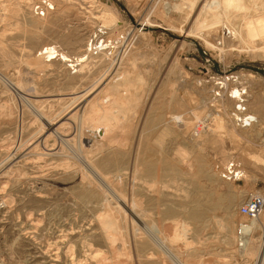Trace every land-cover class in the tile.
Instances as JSON below:
<instances>
[{
  "label": "rangeland",
  "instance_id": "1",
  "mask_svg": "<svg viewBox=\"0 0 264 264\" xmlns=\"http://www.w3.org/2000/svg\"><path fill=\"white\" fill-rule=\"evenodd\" d=\"M220 1L0 0V39L3 42H0V74L13 83L18 80L27 84L35 82L42 96L46 94L40 109L43 113L46 111L47 119L65 105L68 108L70 98L63 96L68 89V79L81 72L79 65L72 69L69 63L63 64L59 52L79 55L86 49V43L92 42L98 47L102 42L106 46L105 64L94 69L89 79L98 77L99 70H105L102 77H106L105 81L119 75L130 78L131 82L125 83L128 86L120 90L124 100L126 96L132 97V100L121 102L116 113L106 118L105 110L96 113L101 108L96 110L92 106L88 114L94 122H101L97 130L95 123L89 127L90 121L78 125V117L75 118L77 128H63L66 138L74 143L77 141V149H85V156L95 169L105 178L109 176L106 179L108 193L102 182L97 179L94 182L95 176L87 173L92 176L89 183L84 166L64 141L53 143L50 134L46 133L48 142L33 144L34 133L38 134L46 127L44 120H36L25 109L21 113L20 97L15 90L7 91L0 80V105H8L9 99L16 110L9 119L0 118V200H7L0 208V264H70V258H84L88 243L100 251L103 248L100 256L108 258V264L112 261V264H177L153 243L151 237L158 228L180 264L258 263V260L254 262L239 254L238 245L230 237L226 238L228 233L221 227V221H232L234 232L239 222L248 220L238 213V206L249 194L264 193V154L259 158L257 155L258 151L264 153V124L240 128L223 116L222 109L224 106L230 115L235 105L229 99L230 90L244 88L245 97L249 99L246 103L249 112L254 114L256 111L264 116V108L263 113H259V108L250 106L251 98L256 95L260 106L264 107V39L258 37L257 23L235 24L239 20L225 17L222 4L234 5L240 0ZM256 1L261 3V0ZM212 3L216 6L215 13L209 5ZM102 10L110 13L109 19H96ZM222 30L223 35L227 31L229 35L220 37ZM219 39L221 45L217 44ZM46 48H57L59 55H51L50 59L41 55L45 62L43 70L37 71L24 62L36 60L38 53ZM74 70L76 72L72 73ZM88 81L74 85L76 90L82 91L74 102L76 116L93 100L86 94L91 82ZM209 112L222 119L227 128L234 129L239 136L231 138L221 131L215 133L216 143L203 146L211 133ZM102 117L107 123L106 129L99 120ZM208 121L199 136L190 135L195 127ZM78 134L92 138L91 144L83 148ZM113 137L119 139L120 146L117 143L106 146L108 138ZM22 146L26 148L22 149ZM230 161L242 167L243 176L238 180L222 177L223 169ZM99 162L103 164L100 166ZM80 174H84L83 177ZM103 189L109 196L107 201L102 198ZM116 192L126 202L123 210L113 208L119 202ZM133 200L135 207H131ZM104 203L111 205L110 208L113 206V215L119 220L118 228L123 241L129 245L131 259L123 258L125 255L113 258L119 240L112 249L114 254L109 250L100 221L96 220L99 213L105 212ZM133 208L137 221L131 216ZM193 212H199L200 218H194ZM185 226L188 227L186 233ZM136 232L137 235L133 234ZM259 239L264 240L262 229L255 233V248L262 242ZM148 252L152 257V254L157 256L148 259Z\"/></svg>",
  "mask_w": 264,
  "mask_h": 264
},
{
  "label": "bare ground",
  "instance_id": "2",
  "mask_svg": "<svg viewBox=\"0 0 264 264\" xmlns=\"http://www.w3.org/2000/svg\"><path fill=\"white\" fill-rule=\"evenodd\" d=\"M220 1V0H219ZM225 1V0H224ZM238 1V0H237ZM249 3H247V2ZM222 2V0L220 1V3ZM216 3V2H215ZM259 4V5H258ZM257 4V1L256 0H240L238 3H235L234 5H232V4H230V3H226V2H224L223 4H222V6H223V11H224V15H225V17L228 19V20H239V21H237L235 24H238V23H241V22H245V23H257V27H258V30H256V31H258V37L260 38H262V39H264V0H261V3H258ZM7 5V4H6ZM10 5V4H9ZM210 5V8H212L213 9V11L215 10L214 8L216 7L215 6V4H209ZM215 6V7H214ZM5 7V6H4ZM3 7V8H4ZM6 8V7H5ZM2 9V8H1ZM11 11V10H10ZM214 13H215V11H214ZM1 14V13H0ZM93 15V14H92ZM262 16V17H261ZM93 17H95V16H93ZM109 17H110V13L108 12V11H106V10H102V11H100V14L98 15L97 14V18L96 19H102V21H104V20H107V19H109ZM261 17V18H260ZM110 19H112V16H111V18ZM114 19V18H113ZM261 19V20H260ZM260 20V21H259ZM109 21V20H108ZM227 21V20H226ZM259 21V22H258ZM105 23V22H104ZM108 24V23H107ZM258 24H260V27L258 26ZM242 30V29H241ZM245 30V29H244ZM248 30V29H247ZM2 31V30H1ZM246 31V30H245ZM2 33V32H1ZM234 33V32H233ZM248 35H249V33H247ZM1 36H2V34H0ZM252 35V34H251ZM244 38H246V37H244ZM249 38V37H248ZM64 39H66V38H64ZM68 39V38H67ZM66 39V40H67ZM247 39V38H246ZM251 39V38H250ZM63 40V39H62ZM90 41V40H89ZM0 42H2L1 41V39H0ZM248 42V41H247ZM3 43V42H2ZM1 43V44H2ZM245 44H247L246 42H244ZM251 44V43H250ZM88 46V47H87ZM247 46H248V44H247ZM49 47H51L50 45H49ZM49 47H47V48H49ZM84 47H86V49L84 50V52L82 53L81 51V54H79V55H74V56H70V55H68V54H62V53H60L59 52V54H61L60 56H61V59H62V62H63V64H66V63H69L68 64V66H71L72 67V69H74V66H76L77 67V65H79V66H81V72H79V74H76V75H71V77H69V83L67 84V86H68V89H67V91L63 94V96H67L68 98H70L69 100H70V102H69V106H68V108H67V106L65 105L64 107H62L61 108V110L57 113V114H55L51 119H47V117L44 115V113L46 112H44L43 113V111L40 109V103L42 102V100H43V96H46V94L45 95H43L42 96V93L40 92V89H39V87H38V85L35 83V82H31L30 84L28 83H25V82H21V80H18V82L17 83H13V82H11V81H9V80H5V78H3V75H1L0 74V80H2V83L4 84V88L6 87L8 90L7 91H10V90H15L14 92L15 93H17V95L20 97V100H21V113L24 111V109L25 110H27L30 114H32L33 115V117L36 119V120H38V121H40V119L43 121V126L45 125L46 127H45V129L43 128V130L42 131H40L38 134L37 133H34V134H36L34 137H33V140H34V142H33V144H35V143H39L40 141L42 142V144L45 142H48L47 141V137H49L50 136V138H52L53 140H54V142L53 143H55L56 142V144L57 143H59V141H64L65 143H66V145L68 146V148H70L71 150H72V152H73V154L75 155V158L77 159V161H79L80 163H81V166L83 165L84 166V168H83V170L84 171H86V173H84L85 174V177H87V179L89 180V183H91V180H90V178L94 175L95 176V179H93V181L95 182V180L97 179L98 181H100V182H102L103 183V185L102 186H104V188H105V190L107 191V189L109 190V185H108V183H106L107 181H106V179H108V177L107 178H105V176H103V175H101L96 169H95V167L92 165V163L87 159V154L83 151V150H85V149H83V150H81L80 148H78L77 149V147L75 146L76 144V142L74 143L70 138H66V137H68L66 134H64L63 133V128H65L64 126H67L68 128H70V129H74V128H77L76 126H75V118L76 117H78V125H82V123H85V122H89L90 121V123H89V127L91 128V126L93 127V125L92 124H94L95 123V128H96V130L98 129V127L99 126H101L100 124H101V122L100 121H98V122H94L93 121V119L90 117V115L88 114V110L90 109V108H92V106L93 107H96V110L97 109H99V108H101L100 110H98V111H96V113L98 112H100L101 113V111H103V110H105V112L103 113L104 114V117L106 118V117H108L109 115H112V114H114V113H116V111H115V109L117 110V108H119L118 107V105L122 102V103H124V101L125 102H127V101H129V100H132V97L131 96H126V98H125V100L123 99V94L124 93H121V90H120V88L121 87H126V86H128L127 84L125 85V83L127 82V83H130L131 82V79L130 78H126L125 76H122V75H119V76H117L118 78H116V79H114V80H111V81H105V78H102L103 77V74H105V70H99V75H97L98 77H96L95 79H89L90 78V76H91V74L93 73V70L95 69H97V67L98 66H101V64L102 63H104V58H105V56H106V52L104 51V48L106 47L105 45H103V43L101 42L100 44H99V46L97 47V46H95L92 42L91 43H86V46H84ZM251 47V46H250ZM46 48V50H44L43 52H39L38 53V55H39V57L37 56V59L36 60H27V61H24L28 66H32L33 68H35L37 71H41V70H43L42 69V67L43 66H45L44 65V61H43V57H48L49 59L51 58L50 56L51 55H59L58 54V52H57V48L56 49H54V50H52V49H47ZM3 49V48H2ZM43 49V48H42ZM42 51V50H41ZM95 51V52H94ZM93 54H95V55H93ZM41 55H43V57H41ZM108 59V58H107ZM23 62V63H24ZM48 63H49V61H48ZM105 64V63H104ZM26 65V66H27ZM47 65V64H46ZM67 66V65H66ZM75 67V68H76ZM104 67V66H103ZM47 69V68H46ZM107 70V69H106ZM70 71V70H69ZM76 72V70H74L72 73H75ZM3 74V73H2ZM68 74H70V73H68ZM115 74V73H114ZM248 75H252L251 73H248ZM65 79H66V77H64ZM112 78H114V77H112ZM8 79V78H7ZM11 79V78H10ZM87 80H89L88 82H90V84H88V86L87 87H89V90H88V92L86 93V94H88V96L89 97H93V100H91L89 103H88V105H87V108L86 109H84L83 111H80L81 113L80 114H78L79 116H76V114H75V106H74V102H76V100H78L77 98H78V96H79V94H81V92L82 91H79V90H76V88L74 87V85L76 84V83H79V82H82V84H84L83 82H87ZM38 82V81H37ZM220 84V83H219ZM77 85V84H76ZM78 86H81V84L80 85H78ZM84 89V86H83V88H82V90ZM245 92V90H244V88H235V87H233L230 91H231V93H230V96H232V98L230 97L229 99H231V101L233 102V103H235L236 104V98H238V97H240V94H241V91L242 90ZM45 91V90H44ZM127 95H128V93H126ZM59 95V94H58ZM62 96V95H61ZM48 97V96H47ZM58 97V96H57ZM60 97V96H59ZM234 97V98H233ZM46 98V97H45ZM248 98V97H247ZM47 99V98H46ZM83 99V98H82ZM207 99V98H206ZM58 100V99H57ZM65 100V99H64ZM245 100H246V103L248 104L249 103V99H246V97H245ZM7 101H8V105H5V103L4 104H2V105H0V118L1 119H4V120H7V119H9L10 117H11V115L14 113V110H15V104H12L11 103V101H9V99H7ZM45 101V100H44ZM53 101H55V100H53ZM88 101H89V99H88ZM225 101V100H224ZM78 102V101H77ZM117 102V103H116ZM144 102V101H143ZM220 102H221V100H220ZM47 104H48V102H46ZM65 103V102H64ZM79 103V102H78ZM83 103V102H82ZM7 104V103H6ZM86 104V103H85ZM127 104H129V103H127ZM130 104H132V103H130ZM79 106V105H78ZM215 106V105H214ZM221 106V105H220ZM235 106V105H234ZM250 106L252 107V106H254V109H258L259 108V113H263V112H261V111H263V108L264 107H262V106H260V100L257 98V96L255 95V96H253L252 98H251V101H250ZM250 106H248L249 107V109H250ZM79 107H81V103H80V106ZM83 107V106H82ZM217 107V106H216ZM77 108V107H76ZM85 108V107H84ZM218 108H220V107H218ZM54 109V108H53ZM217 109V108H216ZM44 110V109H43ZM78 110V109H77ZM223 116L224 117H226L228 120H229V122L233 125V124H235L234 123V120H233V116H232V111L230 112V115H229V111L223 106ZM16 111V110H15ZM251 111H253L252 109H251ZM47 113H49V112H47ZM204 113V112H203ZM253 115H255V119H256V121H255V123H256V126H262L261 124H264V116H263V114H257V112L256 111H253ZM194 114V113H193ZM197 114L198 113H196L195 115L197 116ZM213 113L212 112H209L208 114H207V117H208V119H209V121H210V137L209 138H207L205 141H203V146L204 145H207V144H211V143H214L215 142V140L217 141V138H215L216 136V134L215 133H218V132H221V131H224L227 135H229V137H231V138H233V137H237V136H239L238 135V133H237V131H235L234 129H229V128H227V125H226V123H224L223 121H222V119H219L217 116H213L212 115ZM47 115V114H46ZM49 115V114H48ZM53 115V114H52ZM51 115V116H52ZM73 115V116H72ZM14 116V115H13ZM195 116V118H197ZM97 117V116H96ZM104 117H102V118H100L99 120H102V124H103V126H105L104 128L106 129L107 128V123L105 124L104 123V121H103V119L105 120V118ZM230 117H231V119H230ZM21 118V117H20ZM72 118V119H71ZM14 119V118H13ZM31 119H32V117H31ZM35 119L33 120V121H35ZM77 119V118H76ZM98 119V118H97ZM198 119V118H197ZM232 120V121H231ZM20 121V120H19ZM202 121V120H201ZM209 121L207 122V123H204L203 125H200V127L199 128H194V131L192 130V132H191V136H193V137H197V136H199L200 134H201V132H203L205 129H206V126H207V124L209 123ZM228 122V121H227ZM233 122V123H232ZM41 123V122H40ZM189 123H190V121H189ZM21 124V123H20ZM80 125V126H81ZM80 126H78L79 127V130L81 129L80 128ZM236 126V125H235ZM40 127V126H39ZM16 128H17V126H16ZM38 128V127H37ZM41 128V127H40ZM39 128V129H40ZM83 128V127H82ZM87 128V127H86ZM90 128H89V130H90ZM17 130V129H16ZM39 131V130H38ZM69 131V130H68ZM87 132V131H86ZM46 133H49L50 135L48 136ZM89 133V132H88ZM87 133V134H88ZM141 134V133H140ZM179 134V133H178ZM16 135V134H15ZM69 135V134H68ZM71 135H74V134H72L71 133ZM79 135V134H78ZM91 135V134H90ZM70 136V135H69ZM75 136V135H74ZM139 136V135H138ZM76 137V136H75ZM75 137H73V138H75ZM179 137V136H178ZM190 137V136H189ZM72 138V139H73ZM139 138V137H138ZM29 139V138H28ZM27 139V140H28ZM79 139L80 140H78L80 143H81V145L83 146V148L84 147H88L91 143L90 142H92V138H89V137H83L82 136V134H80L79 135ZM26 140V141H27ZM33 140H30V141H33ZM75 140H77V138L75 139ZM29 142V141H28ZM40 142V143H41ZM79 142H78V145H79ZM239 142V141H238ZM26 143V142H25ZM30 143H32V142H30ZM61 143V142H60ZM105 143H107L106 144V146L108 145V144H114V143H117V144H119V146L121 145V143L119 142V139L118 138H116V137H113V138H108V141L107 142H105ZM138 143V142H137ZM164 143V142H163ZM216 143V142H215ZM29 144V143H28ZM28 144H26V146H28ZM62 144V143H61ZM61 144H59V145H61ZM18 145V144H17ZM32 145V144H31ZM30 145V146H31ZM103 145V144H102ZM133 145V144H132ZM198 145V144H197ZM21 146V145H20ZM33 146V145H32ZM55 146V145H54ZM62 146V145H61ZM118 146V145H117ZM64 147H65V145H64ZM136 147V146H135ZM24 148H26L25 146H22V149H24ZM28 148H29V146H28ZM43 148V147H42ZM111 148V147H110ZM114 148V147H113ZM162 148V147H161ZM11 149V148H10ZM44 149V148H43ZM42 149V150H43ZM59 149V148H58ZM106 149H107V147H106ZM116 149V148H115ZM118 149V148H117ZM12 150V149H11ZM10 150V151H11ZM13 150H16L15 148H13ZM28 150V149H27ZM68 150V149H67ZM92 150H95L94 148H92ZM103 150V149H102ZM160 150V149H159ZM26 151V150H25ZM45 151V150H44ZM55 151V150H54ZM57 151V150H56ZM68 151H70V150H68ZM87 151V150H86ZM138 151V150H137ZM67 152V151H66ZM71 152V151H70ZM84 152V153H83ZM99 152H102V151H99ZM161 152V151H160ZM163 152V151H162ZM35 153V152H34ZM49 153V152H48ZM108 153V152H107ZM114 153V152H113ZM135 153V152H134ZM18 154H19V152H18ZM23 154V153H22ZM63 154V153H62ZM72 154V153H71ZM85 154H86V156H85ZM93 154H94V152H93ZM162 154V153H161ZM263 154L264 153H262L261 151H258L257 152V155H258V158L261 156H263ZM24 155V154H23ZM59 155H61V150H60V154ZM64 155H66V154H64ZM69 155V154H68ZM101 155V154H100ZM38 156V155H37ZM43 156V155H42ZM71 156V155H70ZM97 156V155H96ZM62 157H63V155H62ZM101 157V156H100ZM103 157V156H102ZM133 157H134V155H133ZM12 158V157H11ZM37 158H39V157H37ZM73 158V157H72ZM75 158H74V160H75ZM109 158V157H108ZM254 158V157H253ZM62 159V158H61ZM92 159V158H91ZM103 159H105V158H103ZM151 159V158H150ZM63 160V159H62ZM67 160V159H66ZM72 160V159H71ZM95 160V159H94ZM112 160V159H111ZM65 161V160H64ZM73 161V160H72ZM76 161V162H77ZM101 161V160H100ZM105 161H107V160H105ZM105 161H102V162H105ZM109 161V160H108ZM149 161V160H148ZM184 161V160H183ZM66 162H68V161H66ZM70 162V161H69ZM95 162V161H94ZM97 162V161H96ZM101 162V163H102ZM141 162V161H140ZM70 163H72V162H70ZM100 163V162H99ZM101 163H100V166H101ZM108 163V162H107ZM59 164H61V168L63 169V165H62V163H60L59 162ZM103 164V163H102ZM109 164V163H108ZM107 164V165H108ZM228 164V163H227ZM227 164H226V166H225V168L223 169V170H225L226 169V167H227ZM69 165H71V164H69ZM69 165H65V166H69ZM73 165V164H72ZM97 165V164H96ZM99 165V164H98ZM106 165V166H107ZM132 165V164H131ZM240 165V164H239ZM74 166H75V164H74ZM78 167H79V164L77 165ZM241 166V165H240ZM73 167V166H72ZM140 167V166H139ZM71 168V167H70ZM77 168V167H76ZM81 168V167H80ZM79 168V169H80ZM101 168V167H100ZM103 168V167H102ZM131 168H133V167H131ZM242 168V167H241ZM65 169V168H64ZM68 169H69V167H68ZM82 169V168H81ZM80 169V170H81ZM80 170H78L79 172H80ZM108 170V169H107ZM146 170V169H145ZM147 170H148V168H147ZM76 172H78L77 170H75ZM83 171V172H84ZM102 171V170H101ZM111 171V170H110ZM130 171V170H129ZM129 171H128V173H129ZM68 172H69V170H68ZM127 172V171H126ZM242 172H243V170H242ZM67 173V172H66ZM73 173V172H72ZM81 173V172H80ZM87 173H89L90 175H92V176H88L87 175ZM111 173H112V171H111ZM117 173V172H116ZM137 173V172H136ZM8 174V173H7ZM69 174H71L70 172H69ZM83 174V175H84ZM113 174V173H112ZM125 174V173H124ZM6 175V174H5ZM77 175H79V174H77ZM81 175V174H80ZM83 175H81L82 177H83ZM107 175V174H106ZM121 175V174H120ZM138 175H139V171H138ZM93 176V177H94ZM112 176V175H111ZM117 176V175H116ZM140 176V175H139ZM70 178V177H69ZM118 178V177H117ZM73 179H75V178H73ZM77 179V178H76ZM112 179V178H111ZM115 179H116V177H115ZM78 180V179H77ZM77 180H75V181H77ZM117 180V179H116ZM119 180V179H118ZM128 180V179H127ZM147 181H148V179H147ZM113 182V181H112ZM111 182V183H112ZM131 182V181H130ZM83 183V182H82ZM96 183H97V181H96ZM120 183H122V182H120ZM145 183V182H144ZM81 184V183H80ZM79 184V185H80ZM94 184V183H93ZM98 184H99V182H98ZM97 184V185H98ZM110 184V183H109ZM78 185V184H77ZM100 185V184H99ZM111 185V184H110ZM123 185V184H122ZM134 185V184H133ZM88 186H90V185H88ZM137 186V185H136ZM160 186V185H159ZM158 186V187H159ZM4 187V186H3ZM75 187V186H74ZM91 187V186H90ZM94 187V186H93ZM100 187V186H99ZM111 188H112V186H110ZM114 187V186H113ZM81 188V187H80ZM85 188V187H84ZM97 188V187H96ZM128 188H130V187H127V189ZM134 188V187H133ZM141 188V187H140ZM77 189H78V187H77ZM91 189V188H90ZM102 189V188H101ZM92 190H93V188H92ZM97 190V189H96ZM104 189L103 190H101V193H102V198H103V200H105V201H107V199H108V194H107V192L105 191ZM115 190V189H114ZM121 190H124V189H121ZM132 190V189H131ZM134 190V189H133ZM94 191V190H93ZM160 191V190H159ZM77 192H78V190H77ZM81 192V191H80ZM85 192V191H84ZM83 192V193H84ZM113 192V191H112ZM124 192V191H123ZM132 192H135V190L134 191H132ZM143 192V191H142ZM79 193V192H78ZM95 193H96V191H95ZM98 193V192H97ZM109 193V192H108ZM114 193V192H113ZM119 193V192H118ZM256 193H258V194H261V195H264V193H261V192H256ZM94 194V193H93ZM116 194H117V192H116ZM115 194V195H116ZM120 194V193H119ZM119 194H117L118 196H117V200L119 201L118 203L116 202L115 204H116V206L115 207H113V208H115V210H121L122 208H123V206H124V204H126V202H125V200H123V197L122 196H120ZM125 194V193H124ZM128 194H132V193H128ZM127 194V195H128ZM134 194V193H133ZM155 194V193H154ZM110 195V194H109ZM134 195H136V194H134ZM148 195V194H147ZM146 195V196H147ZM83 196V195H82ZM81 196V197H82ZM120 196V197H119ZM124 196V195H123ZM143 196V195H142ZM151 196V195H150ZM76 197V196H75ZM122 197V198H121ZM113 198V197H112ZM132 198V197H131ZM233 199V198H232ZM231 199V200H232ZM86 200V199H85ZM90 200V199H89ZM116 200V199H115ZM127 200V199H126ZM139 200V199H138ZM150 200V199H149ZM7 200H5V199H1L0 200V208L2 207V205H5L7 202H6ZM88 201V200H87ZM99 201V200H98ZM102 201V200H101ZM199 201H200V198H199ZM84 202V201H83ZM92 202V201H91ZM94 202V201H93ZM110 202V201H109ZM115 202V201H114ZM129 202V201H128ZM127 202V203H128ZM201 202V201H200ZM94 203H96V202H94ZM102 203H103V201H102ZM107 203V202H106ZM130 203H132L131 204V207H132V205H133V207H135V203H134V200H133V202L131 201ZM129 203V204H130ZM199 203V202H198ZM85 204V203H84ZM129 204H127V205H129ZM173 204V203H172ZM87 205V204H86ZM92 205V204H91ZM104 205L106 206V209H105V212L103 213V215H102V213H99L100 214V216H98L99 218L98 219H96V220H99L100 221V226H101V232H102V235L104 236V239H105V241H106V243L108 244V246H109V250H112L113 248H115L116 246H115V243H116V241L117 240H119V242H117L118 243V248H116L114 251L116 252V254H114V252H113V250H112V252H113V254H114V256L116 255H125V256H123V258L124 257H126V258H128V259H131L130 257H131V252H130V250H129V245H127L124 241H123V239H122V234H121V232H120V229L118 228L119 226V223H118V221L119 220H117L116 218V215H113V209H112V207L110 208V206L111 205H109V204H105L104 203ZM126 205V206H127ZM191 205V204H190ZM97 206H100V205H97ZM179 206H181V205H179ZM89 207H90V205H89ZM102 207V206H101ZM197 207V206H196ZM85 208H87V207H85ZM93 208L95 209V207L93 206ZM92 208V209H93ZM124 208H126V207H124ZM129 208V207H128ZM140 208V207H139ZM182 208V207H181ZM183 208H184V206H183ZM182 208V209H183ZM215 208H217V207H215ZM214 208V209H215ZM228 208V207H227ZM142 209V208H141ZM141 209H139V212H140V210ZM189 209V208H188ZM101 210V212H102V209H100ZM100 210H99V212H100ZM123 210V209H122ZM128 210V209H127ZM131 210H133V212H132V218L135 220V221H137V219H136V213L134 212V208L133 209H131ZM130 210V211H131ZM138 210V209H137ZM143 210V209H142ZM175 210V209H174ZM125 211V210H124ZM144 211V210H143ZM183 211V210H182ZM225 211V210H224ZM170 212V211H169ZM168 212V213H169ZM187 212V211H186ZM227 212V211H226ZM121 213V212H120ZM123 213V212H122ZM126 213V212H125ZM170 213H172V212H170ZM194 213V218H196V219H199L200 218V216H199V212H193ZM228 213V212H227ZM97 214H98V212H97ZM98 214V215H99ZM124 214V213H123ZM225 214V213H224ZM102 215V216H101ZM187 215V214H186ZM227 215V214H226ZM116 218H115V217ZM128 216V215H127ZM122 217H123V215H122ZM217 217V216H216ZM228 217V216H227ZM263 217H264V209L262 208L261 209V211H260V213H259V215L255 218V219H248L246 222H239L238 224H237V227H236V230H234V232H233V228H232V221H230L229 219H224L223 221H221V227L224 229V231L226 232V233H228V234H226V238L227 239H229V237L232 239V241H233V243L237 246L238 245V247H237V250H238V252H239V254L240 255H243V256H246L248 259L249 258H251V259H253L254 260V262L256 261V260H258V263L257 264H264V240H261V239H259V241L261 242L260 244H258L257 245V248H255V245H254V242H255V233L259 230V229H262V230H264V221H263ZM119 218V217H118ZM121 218V217H120ZM124 218H126V217H124ZM203 218H205V217H203ZM223 218H225V217H223ZM196 221V220H195ZM132 222V221H131ZM199 222V221H198ZM96 223H97V221H96ZM133 223V222H132ZM186 225V224H185ZM198 225V224H197ZM200 225V224H199ZM201 225H203V224H201ZM235 225V224H234ZM123 226V225H122ZM132 227V226H131ZM186 227V226H185ZM194 227V226H193ZM240 228V230H241V233H237V228ZM188 227H186L185 229H184V231H185V233L187 232V229ZM196 228V227H195ZM203 228V227H202ZM92 229V228H91ZM90 229V230H91ZM205 228H203V230H204ZM29 230V229H28ZM68 230V229H67ZM123 230V229H122ZM136 230H137V228H136ZM140 230V229H139ZM191 230V229H190ZM192 230H193V228H192ZM70 231H71V229H70ZM92 231V230H91ZM95 231V230H94ZM194 231V230H193ZM200 231V230H199ZM228 231H230V234H229V232ZM61 232V231H60ZM88 232H90V231H88ZM140 232H141V230H140ZM162 231H160L159 230V228L157 229V232H152L153 234H152V237H151V239H152V241H153V243L154 244H157L159 247H161V249H163L168 255H169V257H172V259H174L176 262H177V264H180L179 263V260L178 259H176L175 257H174V255H173V253H172V251L170 250V248L165 244V241L163 240V239H165V238H163L162 239V237H161V235H162V233H161ZM30 233V232H29ZM123 233V232H122ZM142 233V232H141ZM85 234V233H84ZM124 234V233H123ZM133 234H135V235H137V232L136 233H133ZM195 234V233H194ZM131 235V234H130ZM185 235V234H184ZM61 236H63V235H61ZM139 236V235H138ZM137 236V237H138ZM147 236V235H146ZM171 236V235H170ZM63 237H65V235L63 236ZM85 238V237H84ZM139 238H141V237H139ZM169 238V237H168ZM171 238V237H170ZM61 238H59V240H60ZM81 239H79V241H80ZM258 240V239H257ZM54 241H57V240H54ZM63 241V240H62ZM83 241V240H82ZM134 241V240H133ZM132 241V242H133ZM136 241H137V239H136ZM146 241H147V239H146ZM59 242V241H58ZM97 242H99V241H97ZM128 242V241H127ZM131 242V241H130ZM135 242V241H134ZM66 243V242H65ZM64 243V244H65ZM67 243H69V242H67ZM71 243V242H70ZM80 243V242H79ZM129 243V242H128ZM142 243V242H141ZM51 244V243H50ZM54 244H55V242H54ZM83 244V243H82ZM169 244V243H168ZM46 245V244H45ZM57 245V244H56ZM71 245V244H70ZM136 245H140V244H136ZM86 246V249H85V254H84V258H70V264H91L90 262H94V264H108V262H107V259L108 258H104V257H101L100 256V254H101V252H102V249H101V247H100V249H101V251L99 250V249H97V247L96 248H94L93 246H92V244H90V243H88V244H86L85 245ZM142 247V250H144V246L143 245H141ZM57 247V246H56ZM55 247V248H56ZM74 247V246H73ZM98 247H99V244H98ZM110 247H111V249H110ZM134 247V246H133ZM137 247V246H136ZM54 248V247H53ZM81 248V247H80ZM83 248H84V245H83ZM60 249V248H59ZM65 249V248H64ZM70 249H71V247H70ZM74 249V248H73ZM67 250V249H66ZM80 250V249H79ZM65 251V250H64ZM106 251V250H105ZM133 251V250H132ZM137 251V250H136ZM139 251V250H138ZM235 251V250H234ZM67 252H68V250H67ZM78 252V251H77ZM104 252V251H103ZM102 252V253H103ZM111 252V253H112ZM135 252V251H134ZM143 252V251H142ZM145 252H147V251H145ZM55 253V252H54ZM108 253V252H107ZM110 253V252H109ZM137 253V252H136ZM139 253V252H138ZM236 253V252H235ZM68 254V253H67ZM71 254V253H70ZM78 254V253H77ZM82 254V253H81ZM105 254V253H104ZM113 254H111V255H113ZM142 254H144V253H142ZM149 254V252L147 253V255ZM58 255V254H57ZM153 255V257H154V255H156V254H152ZM71 256H72V254H71ZM70 256V257H71ZM82 256V255H81ZM116 256L115 257H113V258H116ZM138 256V255H137ZM146 256V255H145ZM157 256V255H156ZM161 256V255H160ZM111 257V256H110ZM109 257V258H110ZM119 257V256H118ZM118 257L116 258V259H118ZM134 257H136V256H134ZM140 257V256H139ZM143 257V256H142ZM151 255H148V256H146V258H148V259H152L153 258ZM112 258V257H111ZM141 258V257H140ZM145 258V257H144ZM145 258V259H146ZM122 259V258H121ZM159 259V258H158ZM161 259V258H160ZM202 259V258H201ZM200 259V260H201ZM109 260V259H108ZM120 260V259H119ZM157 260V259H156ZM161 260H164V259H161ZM198 260V259H197ZM67 261H68V259H67ZM88 261H90V262H88ZM110 261V260H109ZM117 261V260H116ZM155 261V259L153 260V262ZM69 262V261H68ZM121 262H123V259H122V261ZM142 262V261H141ZM161 262V261H160ZM170 262V261H169ZM197 262V261H196ZM112 263H113V261H112ZM111 263V264H112ZM124 263H125V261H124ZM143 263V262H142ZM145 263V262H144ZM157 263V262H156ZM162 263H163V261H162ZM118 264V263H117ZM158 264V263H157ZM190 264V263H189ZM197 264V263H196Z\"/></svg>",
  "mask_w": 264,
  "mask_h": 264
},
{
  "label": "built area",
  "instance_id": "3",
  "mask_svg": "<svg viewBox=\"0 0 264 264\" xmlns=\"http://www.w3.org/2000/svg\"><path fill=\"white\" fill-rule=\"evenodd\" d=\"M223 34L224 31L222 30L220 37L229 35L228 31L226 32V35ZM221 43L222 42L219 39L217 41V44L221 45ZM232 116L235 125L240 128H248L255 124L256 121L255 115L251 114L247 109L245 92L243 90L241 91L240 97L236 98V104L232 110ZM242 176H243L242 168L239 165V163L235 161L228 162L226 169L223 170L222 172V177L225 179L238 180ZM263 206H264V195L258 193H251L246 197L244 202H242L238 206L237 211L240 215L245 216L248 219H255L259 215ZM237 232L241 233L239 227Z\"/></svg>",
  "mask_w": 264,
  "mask_h": 264
}]
</instances>
